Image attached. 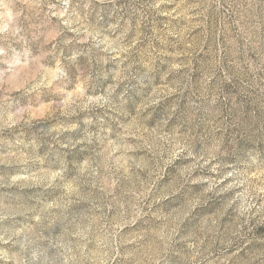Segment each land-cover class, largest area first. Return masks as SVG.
<instances>
[{"label": "rangeland", "instance_id": "1", "mask_svg": "<svg viewBox=\"0 0 264 264\" xmlns=\"http://www.w3.org/2000/svg\"><path fill=\"white\" fill-rule=\"evenodd\" d=\"M0 264H264V0H0Z\"/></svg>", "mask_w": 264, "mask_h": 264}]
</instances>
